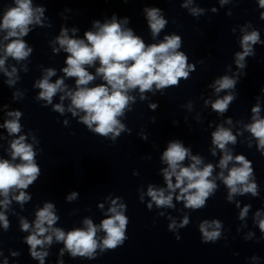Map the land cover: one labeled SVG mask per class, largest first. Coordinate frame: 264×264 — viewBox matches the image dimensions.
Instances as JSON below:
<instances>
[{
  "label": "clouds",
  "instance_id": "obj_1",
  "mask_svg": "<svg viewBox=\"0 0 264 264\" xmlns=\"http://www.w3.org/2000/svg\"><path fill=\"white\" fill-rule=\"evenodd\" d=\"M16 7L9 8L3 18L0 28L8 30V37H17L27 35L28 25L33 22H39V17L36 13H43L42 8L33 9L31 0H15ZM261 7H264V0H260ZM149 25L153 35L159 33L164 27L166 21L159 16V10L152 8L146 9ZM195 12V10H193ZM127 21H125L126 23ZM97 25L99 22H96ZM75 31V29H73ZM85 40L72 39L67 35V30H62L61 36L58 37V43L70 55L66 60L68 65L63 69L64 73L69 77H76L77 90L68 95L71 97L72 105L84 111L81 119L87 124L92 131L107 136L109 133L119 134V130L123 129V125L119 123L118 116L123 114L125 106L128 104L131 97L127 95L129 89L139 87L141 92L150 90L155 84L157 88H164L169 85L178 83L179 78H187L188 73L186 68V57L183 53L176 50L180 47V37L172 36L165 37V41L156 45L146 47L144 42L137 36L133 35L131 29L122 28L113 17L110 23L99 25L96 32H86ZM258 40V34L252 33L246 35L243 39L245 53L248 52V43H255ZM30 48H26L22 40H15L5 48L6 56L20 60L29 55ZM243 59V56H240ZM99 61L100 67L97 68V75L102 76L106 84L98 85L94 88L81 87L86 86L90 81L94 80V76L90 74L85 65H93L95 61ZM4 59L0 58V67L4 65ZM15 71V70H13ZM52 70H48V75L38 82V87L42 89L40 98L46 99L51 103L53 95L62 90L63 80H57L54 84L49 83L48 77L53 75ZM11 82V81H10ZM220 89H226L233 86L234 82L228 77H224L217 81ZM63 99V97H61ZM232 97H226L222 101H217L212 107L223 112L226 110L228 102ZM56 110L63 111L60 105H56ZM259 108H254L253 112H258ZM75 115V113H73ZM17 118L19 112L9 113ZM93 124L96 125L93 128ZM9 133H18L20 125L16 120L7 121L4 125ZM250 131L254 136L259 138L261 146H264V120H258L250 126ZM24 137L12 142V157L20 158V164H12L8 160H0V194L7 197V194L12 188H27L29 184L37 178L39 168L33 161L34 153L30 145L25 144ZM228 142H235V137L223 128L218 129L213 133V143L220 149H224ZM188 155V150L179 142L170 143L168 149L163 154V159L167 161L171 172L165 171V179L168 182V188L180 187L187 181L186 187L182 189L183 193H189L190 190H195L186 196V207L199 208L204 205L205 198L209 192L215 187L207 178L212 173V165H207L203 170L197 169L196 165L200 164L199 158L193 156L194 163L190 167H181L180 162L184 161ZM233 157L225 154L220 160V167L224 168ZM242 167L233 168L230 170L229 176L224 178L225 184L231 189V192L237 191V184H244L251 173V168L243 156L235 158ZM179 168V171L177 169ZM176 176L175 186L172 184L171 176ZM255 184H249L243 189L245 192H253L255 195ZM148 195L159 205H170L171 195L165 197L163 190L159 192L149 188ZM23 201L26 199L23 192L16 197ZM180 197H178L179 199ZM7 203V201H5ZM115 203V202H113ZM151 207V205H149ZM52 204H45L44 208L37 212L35 221V233L27 237V243L32 248V256L41 259L43 264V256L46 253L35 251L37 245H42L45 240L38 239V236H43L48 231L44 227L47 224L49 227L54 224L57 217L54 215ZM116 213L113 217L102 222L101 227L107 233L104 240V246L107 248H115L118 243L122 242L124 237V229L127 223L126 218L117 213L116 208L110 209ZM246 211V209H245ZM244 213H241L243 216ZM5 220L0 214V221ZM87 230H74L65 234L61 229H54L57 240H62L65 247L73 256L91 255L97 247V242L94 239L96 227L93 226L90 220H85ZM185 223L187 221L185 220ZM5 227L7 222L5 221ZM23 229L27 230L29 225L23 223ZM260 228L264 230V221L260 222ZM201 231L204 233L206 240H215L218 232H208L201 225ZM47 242H51V236L46 238Z\"/></svg>",
  "mask_w": 264,
  "mask_h": 264
}]
</instances>
